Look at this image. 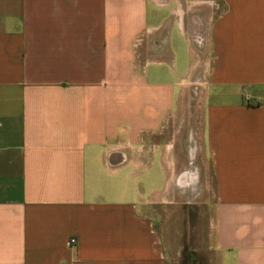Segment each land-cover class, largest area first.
Here are the masks:
<instances>
[{
  "label": "crops",
  "instance_id": "0c3cea01",
  "mask_svg": "<svg viewBox=\"0 0 264 264\" xmlns=\"http://www.w3.org/2000/svg\"><path fill=\"white\" fill-rule=\"evenodd\" d=\"M0 264H264V0H0Z\"/></svg>",
  "mask_w": 264,
  "mask_h": 264
},
{
  "label": "rangeland",
  "instance_id": "374dc122",
  "mask_svg": "<svg viewBox=\"0 0 264 264\" xmlns=\"http://www.w3.org/2000/svg\"><path fill=\"white\" fill-rule=\"evenodd\" d=\"M140 48V47H139ZM202 198V197H200ZM202 201H200L201 203ZM177 205H169L167 208V211H159V208H157L156 214H157V218L159 219V217H161L164 220H167V225L169 228V232H170V236L173 238H175V231L176 228H173V222L177 221V220H183L184 217H186V209H185V205H183L182 201H176ZM203 218V217H201ZM180 230L182 231V229L180 228Z\"/></svg>",
  "mask_w": 264,
  "mask_h": 264
},
{
  "label": "built area",
  "instance_id": "2783aa9c",
  "mask_svg": "<svg viewBox=\"0 0 264 264\" xmlns=\"http://www.w3.org/2000/svg\"><path fill=\"white\" fill-rule=\"evenodd\" d=\"M71 242H74V240H71Z\"/></svg>",
  "mask_w": 264,
  "mask_h": 264
}]
</instances>
